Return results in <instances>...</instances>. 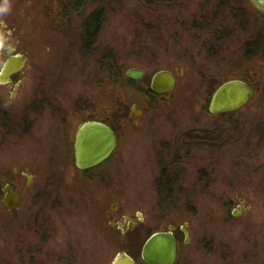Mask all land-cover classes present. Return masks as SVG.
Wrapping results in <instances>:
<instances>
[{
  "label": "rangeland",
  "instance_id": "374dc122",
  "mask_svg": "<svg viewBox=\"0 0 264 264\" xmlns=\"http://www.w3.org/2000/svg\"><path fill=\"white\" fill-rule=\"evenodd\" d=\"M207 1L0 0V20L25 31L18 103L41 84L65 107L82 95L106 111L117 95L127 111L111 158L85 172L48 162L52 130L45 142L0 145V168L24 191L21 206L1 215L0 264H111L120 250L146 264L148 237L185 222L192 238H182L179 264H264V20L257 49L255 28L210 19ZM95 10L97 42L87 44ZM133 68L145 71L141 80L128 77ZM159 70L177 77L163 97L151 90ZM236 78L257 89L253 98L210 113L215 90ZM133 108L147 112L131 120ZM26 167L38 175L30 187L17 172ZM118 205L145 221L122 234L107 216Z\"/></svg>",
  "mask_w": 264,
  "mask_h": 264
},
{
  "label": "flooded vegetation",
  "instance_id": "af4514ba",
  "mask_svg": "<svg viewBox=\"0 0 264 264\" xmlns=\"http://www.w3.org/2000/svg\"><path fill=\"white\" fill-rule=\"evenodd\" d=\"M255 1L259 2L260 0H208L206 3L200 4V6L204 10L207 9L210 11L208 13L209 16L201 15L199 17L206 18L208 16L214 21H229L228 25H233L230 23L231 21L245 22L243 24L245 25L244 31L251 28L252 32H254L253 29L255 28L256 38L253 43L256 44V48L258 49V46L261 44L264 4H257ZM198 15L199 14H197V16ZM252 21L255 22L253 26L251 25ZM18 26V23L6 25L4 21L0 20V38L5 45V47L0 48V145H7L12 142L19 143L26 138H37V140L39 139L41 142H45V139L48 138L44 136L46 130H52L56 133L54 141L55 149L52 156L47 159L48 162L50 161L54 165L69 163L73 165L76 170H80L81 172L92 169L83 170L77 166L75 150L77 133L84 123H104L113 129L117 136L118 144L119 131L117 125L126 121L125 117L123 118V115L127 112L124 107V102L115 95V98L113 96L109 100L111 108L104 111L101 107V99H92L91 102L90 100L88 101L87 97L80 95V97H71L70 103L65 107L58 102L59 99L57 97L45 93L43 88L40 87V84L37 88V92L33 93L31 97L27 96L23 99L25 100L24 104L21 105V103H18L22 101V93L27 80L24 71L29 64L28 53L21 49V42L25 31L19 29ZM97 34V29L91 31L84 30L83 38L85 43L97 42ZM219 39H221V37ZM19 56L27 57L25 66H17L9 73L4 72V67L10 57L17 58ZM97 83L100 85L99 82ZM114 101H116V103H114ZM132 113L133 112L130 111L129 118L131 120H136L137 116L133 118ZM42 129L44 130L41 131ZM36 131L38 135H34ZM111 156L106 161H108ZM58 169L60 170L59 167ZM17 172L27 180L26 186L28 187L32 186L38 179L36 172L30 171L28 167ZM8 192L20 197L21 203L19 206L15 208H10L8 206L6 203ZM23 200L24 191L22 186L10 178L9 175L0 168V225L2 219L1 215L6 212L17 210L21 206ZM107 216L110 219L108 221L110 226L120 230L122 234L139 228L141 223L145 221V218L141 217H139L138 221L134 220L129 212H124L123 207L120 205L111 207ZM185 225L186 226L172 223L167 229L160 230L171 231L177 240V256L173 264H179V251L182 245V238H184L183 244L185 246H188L191 242L192 237L189 223L185 222ZM123 251L124 250H120L117 256L121 253L129 255L127 252ZM129 256L132 257L131 255ZM133 259L139 264L135 258Z\"/></svg>",
  "mask_w": 264,
  "mask_h": 264
},
{
  "label": "water",
  "instance_id": "95a60500",
  "mask_svg": "<svg viewBox=\"0 0 264 264\" xmlns=\"http://www.w3.org/2000/svg\"><path fill=\"white\" fill-rule=\"evenodd\" d=\"M264 4V0L255 1ZM5 47L0 38V48ZM27 62L26 56L10 57L4 67V72L9 73L17 66L23 67ZM131 80H141L145 71L138 68L130 69L127 73ZM177 84L176 75L170 70L157 71L151 81V90L157 95L164 96L174 90ZM257 89L245 79H231L222 83L214 92L209 103V112L212 114H226L235 112L253 98ZM132 117L147 112L146 108L135 113ZM117 146V136L113 129L104 123H84L76 139V162L80 169L94 168L105 162ZM6 203L10 208H15L21 203L18 195L8 192ZM177 256V240L171 231H157L150 235L142 248V258L147 264H173ZM112 264H137L136 261L121 253Z\"/></svg>",
  "mask_w": 264,
  "mask_h": 264
},
{
  "label": "trees",
  "instance_id": "16d2710c",
  "mask_svg": "<svg viewBox=\"0 0 264 264\" xmlns=\"http://www.w3.org/2000/svg\"><path fill=\"white\" fill-rule=\"evenodd\" d=\"M156 1L158 2V1H161V0H156ZM175 1H176V3H178V0H175ZM158 4H159V2H158ZM102 13L103 12H101L99 10H95L93 12L92 16L90 18H88V20H87L88 22L85 25V30L91 31V30L97 29L98 28V25H99L98 23L101 20ZM186 22H187V26H188L189 22L188 21H186ZM185 25H186V23H185ZM187 26H186V29L189 28Z\"/></svg>",
  "mask_w": 264,
  "mask_h": 264
}]
</instances>
